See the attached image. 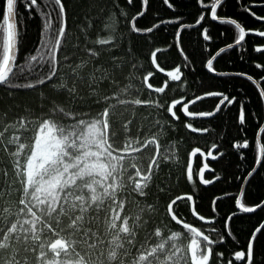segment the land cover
<instances>
[{
	"label": "trees",
	"instance_id": "obj_1",
	"mask_svg": "<svg viewBox=\"0 0 264 264\" xmlns=\"http://www.w3.org/2000/svg\"><path fill=\"white\" fill-rule=\"evenodd\" d=\"M43 2L44 0H37L41 7ZM212 2L214 0H168L166 4L164 0H147L144 15L138 16L143 9V0H133L131 4L128 0H62L67 35L65 46L57 53L60 61L57 65L58 76L67 78L71 87V71L82 60L89 62L81 75L91 72L93 65L106 69H112L115 64L121 67L109 79L98 80L95 94H92L93 89L89 87L88 80L77 82L78 98L72 101L68 100L67 93H57L52 89L51 84L56 82L55 78L51 82L37 85L35 89L10 90L0 86V131L16 122L19 117L35 119L42 114L48 115L53 101L67 111L91 113L90 117H86L89 119L102 113L109 104H116L117 99L153 101L151 105H119L110 111L108 117L112 131L117 133L118 147L122 148L128 139L143 143L156 135L161 145V154L167 148L170 156L166 161L162 155L157 156L159 167H153L152 179L145 189L146 196L141 197L134 192V185H129L124 190L120 198L128 203L121 215L136 214L137 208L133 201L152 204L157 211L153 213L155 224H149L150 229L157 226L163 228L164 224H168L172 231H184L182 223L177 224L171 220V216L166 215L167 205L177 197H182L173 205L177 219L192 224L216 241L210 245L212 256L209 264H246L248 243L257 228H261V232L253 238L252 264H264V207L253 213H242L235 204L248 172L256 164V134L264 124V99L260 97L255 84L247 79V76H252L264 88V67H256L257 64L264 65V37L258 35L264 31V21L256 18H264V0H239V3L238 0H225L218 8V19L215 21L210 16ZM4 3L5 0H0V22ZM205 5L209 7L206 8ZM16 14L19 31L17 61L23 63L25 57L36 54L42 42L43 21L36 8L31 9L30 15L22 2L18 4ZM55 15L53 13V17ZM134 16L138 17L135 24L140 31L131 30ZM201 16L204 18L196 23ZM227 19H235L245 28L246 39L239 46L235 44L239 39L238 30L220 22ZM105 23L112 24V28L104 29ZM150 27L153 30L148 32ZM177 31L180 32L179 39L176 37ZM109 34L113 37L109 45L90 42L106 38ZM205 35L209 39H204ZM230 44L233 45L232 48L228 47ZM86 48H93L101 54L98 58H90L84 51ZM221 48L225 52L214 60L213 67L216 71L209 72L206 68L207 61L216 56ZM256 48L261 51H255ZM153 52H156L155 64L152 63ZM65 56L69 57L67 61L63 59ZM177 67L182 72L181 80L171 81L166 71ZM149 72L152 73L148 79V83L153 86L151 89L142 80ZM48 74L47 68L38 69L36 77L44 79ZM30 80L32 77L18 82L23 84ZM129 84L133 85L131 94H121L120 89ZM156 88H164V91L156 92ZM208 92H218L229 98L235 97L236 100L232 105L222 106L212 117L187 118L181 110L183 104ZM223 95L203 98L191 105L189 111L211 112ZM103 97H108V101H104ZM176 100L181 101L173 108L178 119L167 112V106ZM241 105L246 117L243 124L239 122ZM57 119L64 118L58 116ZM128 121L131 124L129 133L126 134L124 125ZM65 122L70 123L71 120ZM13 134L14 130L9 129L5 140ZM244 140L252 147H235ZM213 145V154L219 156L214 160H207L211 171L205 172L204 178L214 180L204 185L197 178L202 157L192 156V153L197 148L207 152ZM8 147V152L0 150V192L3 193L0 203L5 204L18 202L21 197V193L17 191L19 183H14L15 172L9 156V152L15 151V147ZM134 155L141 158L156 156V145H150L143 152ZM241 156L244 157L243 160ZM131 162L130 158L126 161L128 164ZM150 163L151 159H143L142 173L147 172ZM189 163L192 165V181L187 179ZM5 171L7 176L4 175ZM134 172L130 168V173L134 175ZM188 196L192 199L188 200ZM263 201L264 163H261L248 176L241 202L245 206L254 207ZM201 216L204 217L203 220L199 218ZM140 235L142 238L143 234ZM238 251L245 253L244 259L239 261L235 260V253Z\"/></svg>",
	"mask_w": 264,
	"mask_h": 264
},
{
	"label": "snow or ice",
	"instance_id": "obj_2",
	"mask_svg": "<svg viewBox=\"0 0 264 264\" xmlns=\"http://www.w3.org/2000/svg\"><path fill=\"white\" fill-rule=\"evenodd\" d=\"M24 3L25 8L31 15V9L36 8L43 21L42 42L36 50V54L25 57L23 63H18V24L16 8L19 3ZM131 4L133 0H128ZM168 4V0H164ZM225 0H214L210 4V16L212 20L218 19V8ZM147 3V0H144ZM239 3V0H238ZM171 7V5H169ZM209 7V5H205ZM2 22H0V86L8 89H35L37 85L45 84L56 79L51 87L57 93H67V98L72 101L77 96L76 83L88 80L89 87L95 94V85L99 79H109L115 70L121 66L115 64L112 69L93 65V70L87 75H81L87 68V60H82L72 69L73 83L71 87L67 78L58 76L57 53L64 47V40L67 35V25L64 19L65 6L62 0H44L43 7L37 0H5ZM50 9V11L48 10ZM58 9V11H57ZM53 13H56L53 17ZM141 12L138 16H143ZM255 15V14H253ZM138 17L132 18L131 30L140 31L135 21ZM204 17L201 16L200 20ZM257 19H264L256 17ZM172 23L173 21H168ZM221 23L232 25L238 30L239 39L235 41L237 46L246 39L245 28L235 19L221 20ZM22 23V21H21ZM54 24L59 25L55 27ZM159 28V25L155 26ZM181 27H187L181 25ZM104 29H111L112 24H103ZM153 28H148L151 32ZM207 33V29L204 30ZM264 37V31L258 33ZM180 32L176 37L179 39ZM204 39H209L208 35ZM113 40L111 34L106 38H98L90 41L96 45H109ZM75 47V46H74ZM232 48L233 45H229ZM84 51L90 58H98L101 54L93 48H86ZM255 51H261L256 48ZM224 48L212 59H209L206 68L209 72H215L214 60L222 53ZM152 63L155 64L156 52L152 53ZM64 61L69 57L65 56ZM133 67H137L133 65ZM256 67H264L257 64ZM47 68L48 75L44 79L36 77L38 69ZM99 74V77L97 76ZM227 75V73H218ZM236 75H245L236 73ZM152 73L142 77L143 84L151 89L153 86L148 83ZM182 72L180 67L167 72L171 81L181 80ZM27 83H19L21 79L28 80ZM259 89V95L264 99V88L260 82L252 76H247ZM264 79V78H262ZM132 84L120 89V93L131 94ZM139 91V90H137ZM156 92H163L164 88H156ZM223 94L208 92L206 96L216 97ZM43 97V93H41ZM203 96H197L196 101L202 100ZM108 101V97L102 98ZM236 98H229L223 95L216 106L218 112L225 104L232 105ZM99 102V101H97ZM176 100L172 105L167 106V112L173 118L178 119L173 108L180 104ZM190 101L184 104L183 111L188 113ZM52 107L48 115H41L35 119L19 117V119L3 128L0 131V150L9 151V145L15 147L10 151L15 172L14 183H19L21 197L18 202L10 204L0 203V264H209L212 256L210 245L216 243L203 231L198 230L192 224L184 223L177 219L173 212V205L182 197H177L167 205L166 215L171 220L183 226L184 231H172L168 224L163 228L157 226L149 228V224H155L157 209L152 204L133 201L136 204L135 215H121L124 211L127 200L120 196L129 185H134L133 191L141 197L146 196L145 189L149 187L152 179L153 167H159L160 161L157 156L162 155L163 160H168L169 149L165 148L161 154V145L156 135L141 143L139 140L128 139L122 148L117 146V133L112 131L109 123V115L112 109L119 105H151L153 101L141 99L125 100L117 99L116 104H109L102 113L96 117H90L91 113L77 114L74 111H67L63 106L51 102ZM161 107H164L161 105ZM216 112L201 113V116L211 117ZM64 119H57V117ZM2 119V118H0ZM71 120L70 123L65 121ZM245 109L241 105L239 122L245 123ZM159 122H157L158 124ZM124 125V131L129 133V125ZM2 126V123H0ZM191 127V125H189ZM9 129L14 134L5 140V134ZM195 130V129H193ZM204 131H207L205 129ZM23 141V142H21ZM156 145V156H145L141 158L137 153L143 152L150 145ZM139 145V146H136ZM215 147V145H213ZM240 149L252 147L247 140L235 145ZM255 162L264 163V125H261L256 134ZM200 152L197 148L192 155ZM212 159L217 157L212 151L207 153ZM131 159V163L126 161ZM143 159H151L147 172L142 173ZM243 160L244 157L241 156ZM134 169V175L130 173ZM208 164L200 169V179L204 184L212 181L203 179V173ZM255 168L248 172L251 176ZM187 179L192 181V165L188 164ZM7 176V172H4ZM139 178V179H137ZM3 193L0 192V197ZM188 200L192 197L188 196ZM242 213H253L264 207V202L255 207L245 206L240 199L235 200ZM236 213H234L235 215ZM147 217V218H145ZM201 220L204 217H199ZM261 232L257 228L253 234ZM142 238H141V235ZM223 237H221V240ZM247 262H253V243L250 240L247 248ZM245 253H235V260L244 259Z\"/></svg>",
	"mask_w": 264,
	"mask_h": 264
},
{
	"label": "water",
	"instance_id": "obj_3",
	"mask_svg": "<svg viewBox=\"0 0 264 264\" xmlns=\"http://www.w3.org/2000/svg\"><path fill=\"white\" fill-rule=\"evenodd\" d=\"M145 7H146V4L144 3V0H143V9H142V11L141 12H144V10H145ZM228 20V19H227ZM259 21H264V19H258ZM200 96H203L204 98H206V97H208V96H206V94H204V95H200ZM190 101H195V102H197L196 101V99L195 98H193V99H191V100H189L188 102H190ZM187 102V103H188ZM194 102V103H195ZM194 103H189V106H188V113H190L191 115H189V114H186L184 111H183V108H184V104H183V106L181 107V110H182V113L187 117V118H209V117H206V116H201L200 114V112H190L189 111V107L191 106V105H193ZM219 103V102H218ZM217 103V104H218ZM217 106V105H216ZM216 106H215V108L211 111V112H216ZM217 113V112H216ZM212 117V116H211ZM264 125V124H263ZM214 147H212L211 149H209L207 152H204V151H202V150H200V152H198V153H196V155H200L201 157H202V164H201V166L199 167V169L197 170V178H198V180L202 183V184H204L202 181H201V179H200V176H201V173H200V169L204 166V164H207V160H214V159H212L211 157H209L208 155H207V153L209 152V151H212V153H213V151H214ZM214 156H216V157H218L219 156V154H213ZM193 156V155H192ZM195 156V155H194ZM259 164H255V166H254V168L256 169L257 168V166H258ZM211 171V168H210V166L208 165V168L207 169H205V171H204V173L205 172H210ZM204 173H203V179H205L204 178ZM247 178H248V176H247ZM247 178L244 180V182H243V184H242V188H241V190H240V192H239V194H238V196H237V199H240L241 200V197H242V193H243V190H244V186H245V184H246V180H247ZM205 180H208V179H205ZM213 180L214 179H210L209 181H212L213 182ZM211 182V183H212ZM210 184V183H209ZM204 185H208V184H204ZM264 202V201H263ZM262 203V202H261ZM260 203V204H261ZM255 207V206H254ZM253 238H254V236L252 235V237H251V241L253 242ZM246 264H248V262H246Z\"/></svg>",
	"mask_w": 264,
	"mask_h": 264
},
{
	"label": "rangeland",
	"instance_id": "obj_4",
	"mask_svg": "<svg viewBox=\"0 0 264 264\" xmlns=\"http://www.w3.org/2000/svg\"><path fill=\"white\" fill-rule=\"evenodd\" d=\"M168 71H172V70H167L166 73H167Z\"/></svg>",
	"mask_w": 264,
	"mask_h": 264
}]
</instances>
